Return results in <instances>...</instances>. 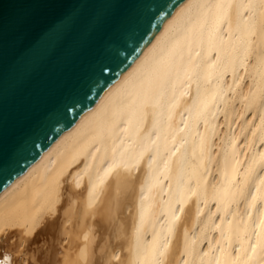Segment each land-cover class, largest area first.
Wrapping results in <instances>:
<instances>
[{
    "label": "bare ground",
    "instance_id": "1",
    "mask_svg": "<svg viewBox=\"0 0 264 264\" xmlns=\"http://www.w3.org/2000/svg\"><path fill=\"white\" fill-rule=\"evenodd\" d=\"M0 264H264V0H187L0 192Z\"/></svg>",
    "mask_w": 264,
    "mask_h": 264
},
{
    "label": "water",
    "instance_id": "2",
    "mask_svg": "<svg viewBox=\"0 0 264 264\" xmlns=\"http://www.w3.org/2000/svg\"><path fill=\"white\" fill-rule=\"evenodd\" d=\"M187 0H0V192L142 56Z\"/></svg>",
    "mask_w": 264,
    "mask_h": 264
}]
</instances>
